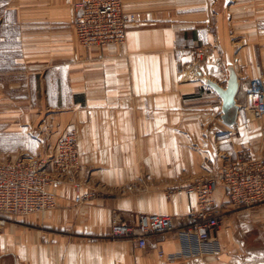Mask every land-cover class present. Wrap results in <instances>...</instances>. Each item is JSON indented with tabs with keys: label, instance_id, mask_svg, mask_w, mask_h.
Here are the masks:
<instances>
[{
	"label": "crops",
	"instance_id": "1",
	"mask_svg": "<svg viewBox=\"0 0 264 264\" xmlns=\"http://www.w3.org/2000/svg\"><path fill=\"white\" fill-rule=\"evenodd\" d=\"M79 1L0 0V131L21 138L0 159L48 154L73 131L81 178L95 192L77 206L72 185L52 186L55 208L2 228L0 264H264V204L228 208L215 235L220 249L204 256L161 258L160 250H181L174 233L151 235L145 248L109 238L115 211L131 222L170 215L181 225L196 200L185 192L167 199L169 187L192 184L242 151L264 155V119L247 121L241 107L248 81L264 79V26L247 18L264 13V0H124L138 18L126 42L90 48L75 30ZM199 41L217 46L219 68L196 72ZM231 72L234 124L213 86L226 88ZM226 199L218 189L215 200Z\"/></svg>",
	"mask_w": 264,
	"mask_h": 264
},
{
	"label": "built area",
	"instance_id": "2",
	"mask_svg": "<svg viewBox=\"0 0 264 264\" xmlns=\"http://www.w3.org/2000/svg\"><path fill=\"white\" fill-rule=\"evenodd\" d=\"M75 9L77 38L87 48L123 45L128 26L138 22L136 14L124 6V0H80ZM196 55L203 58L206 52L200 48ZM196 72L200 74L199 70ZM244 91L243 110L254 119H264V79H250ZM81 169L75 134L61 138L45 158L23 154L16 159L0 160V231L11 218L43 213L55 207L56 197L51 189L54 185H72L76 205L90 202L92 190L86 189L77 177ZM220 188L225 190L227 198L222 203L215 200ZM179 192L196 200V207L181 225L170 215L140 213L131 222L115 211L111 237L131 239L138 247L145 248L151 235L165 238L174 233L181 242V250L159 251V256L169 262L219 251L215 235L224 223L228 208L245 209L264 204V155L258 158L242 151L214 173L186 186L169 187L165 195L169 199Z\"/></svg>",
	"mask_w": 264,
	"mask_h": 264
},
{
	"label": "rangeland",
	"instance_id": "3",
	"mask_svg": "<svg viewBox=\"0 0 264 264\" xmlns=\"http://www.w3.org/2000/svg\"><path fill=\"white\" fill-rule=\"evenodd\" d=\"M217 3V2H216ZM226 10H227V7H226ZM255 10V9H254ZM262 11H264V9H261ZM260 11V10H259ZM261 11V12H262ZM233 13V12H232ZM253 13V12H252ZM252 15V14H251ZM230 18V17H229ZM247 18H249V19H253L254 21H256L257 20V23H258V25H262V26H264V13L261 15V16H259V17H256V14L255 15H253V16H251V17H247ZM214 21H215V26H216V21H217V17H214ZM200 48H203L204 50H205V52H206V55L203 57V58H198L197 57V55H196V52H197V50L198 49H200ZM216 49H217V46L216 45H214V44H208V42H203V41H199L194 47H193V51H192V53H193V57H194V61L193 62H191V64H193L194 66H195V70H199V71H201L200 72V74L203 72V69L205 68V70L206 69H208V68H212L213 66H215V67H217V68H219L221 65H219V64H221L222 63V60H221V58L219 57V58H216V56H215V54L214 53H216ZM243 111V113L245 114V117H246V120L247 121H251V122H260L261 123V121H263V119H260V120H257V119H254L250 114H246V112H245V110H242ZM69 134H71V135H73V134H75V132H73V131H71V132H69V133H67V134H65V135H63V136H60L59 137V139L57 140V142L61 139V138H63L64 136H66V135H69ZM75 136H76V138H77V140H78V136L75 134ZM39 137H41V136H39ZM21 140V138L19 139L18 138V136H16V135H6V133L4 132H1L0 131V155H2V154H5L4 153V150L2 151V149H5V148H7V146H14V144L16 143V142H18V141H20ZM56 142V143H57ZM55 143V144H56ZM55 146V145H54ZM78 149H79V145H78ZM80 152V151H79ZM44 153V152H43ZM33 155H36L37 157H42V158H45V157H47V153L45 152L44 154H41L40 152H33L32 153ZM32 154H30V155H32ZM40 154V155H39ZM49 154V153H48ZM80 156H81V154H80ZM18 157V156H17ZM16 157V158H17ZM16 158H13L12 157V155L11 154H9V155H7L5 158H1L0 160H8V159H16ZM259 158V157H258ZM82 161V160H81ZM82 170V169H81ZM81 173V172H80ZM80 173H79V175H77V177L84 183V181L82 180V178H81V175H80ZM67 183V182H66ZM85 184V183H84ZM90 190V189H89ZM94 193L95 192H93V190H92V195L94 196ZM74 202V201H73ZM75 204V203H74ZM86 204V203H85ZM76 205V204H75ZM83 205V204H82ZM77 206H79V205H77ZM81 206V205H80ZM56 207V206H55ZM55 207H53V208H55ZM52 209V208H51ZM245 209H247V208H245ZM48 210H50V209H48ZM244 210V209H243ZM46 212V211H45ZM44 213V212H43ZM120 213V212H119ZM122 214V213H121ZM15 220V217L14 218H11V219H9V221H14ZM112 221V220H111ZM112 223V222H111ZM109 238L110 239H113L112 237H111V235L109 234Z\"/></svg>",
	"mask_w": 264,
	"mask_h": 264
},
{
	"label": "water",
	"instance_id": "4",
	"mask_svg": "<svg viewBox=\"0 0 264 264\" xmlns=\"http://www.w3.org/2000/svg\"><path fill=\"white\" fill-rule=\"evenodd\" d=\"M217 91L222 95L223 98V119L228 124H234L237 114L238 105L236 104V93L238 90V81L236 74L231 72V76L227 85V88H223L217 84H213Z\"/></svg>",
	"mask_w": 264,
	"mask_h": 264
},
{
	"label": "bare ground",
	"instance_id": "5",
	"mask_svg": "<svg viewBox=\"0 0 264 264\" xmlns=\"http://www.w3.org/2000/svg\"><path fill=\"white\" fill-rule=\"evenodd\" d=\"M218 85V84H217ZM227 88V87H226Z\"/></svg>",
	"mask_w": 264,
	"mask_h": 264
}]
</instances>
